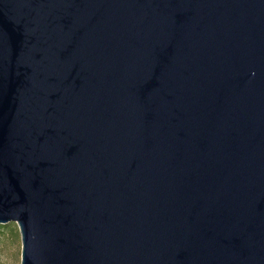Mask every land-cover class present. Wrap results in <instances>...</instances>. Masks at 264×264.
Segmentation results:
<instances>
[{"label":"water","instance_id":"1","mask_svg":"<svg viewBox=\"0 0 264 264\" xmlns=\"http://www.w3.org/2000/svg\"><path fill=\"white\" fill-rule=\"evenodd\" d=\"M19 264H264V0H0V226Z\"/></svg>","mask_w":264,"mask_h":264},{"label":"rangeland","instance_id":"2","mask_svg":"<svg viewBox=\"0 0 264 264\" xmlns=\"http://www.w3.org/2000/svg\"><path fill=\"white\" fill-rule=\"evenodd\" d=\"M21 243L14 223L0 226V264L20 263Z\"/></svg>","mask_w":264,"mask_h":264}]
</instances>
